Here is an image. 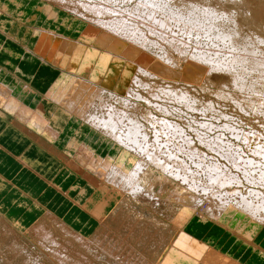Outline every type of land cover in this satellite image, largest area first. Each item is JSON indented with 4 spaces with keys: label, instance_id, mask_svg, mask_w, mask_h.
I'll list each match as a JSON object with an SVG mask.
<instances>
[{
    "label": "bare ground",
    "instance_id": "bare-ground-1",
    "mask_svg": "<svg viewBox=\"0 0 264 264\" xmlns=\"http://www.w3.org/2000/svg\"><path fill=\"white\" fill-rule=\"evenodd\" d=\"M31 1L33 3L28 4ZM50 1L0 0V5L3 7L0 6V13H3L0 17V28L9 29L8 32L17 34L14 33L17 32L14 29L17 25L15 19L4 14H11L12 17H19L38 25L27 27L24 36V39L30 42V45L27 43V47L33 53L28 52L29 58H36L43 65L50 63L57 71H64V79L58 78L53 83L48 96L59 103L66 120H71L72 123L80 126L78 133L86 128L87 131H91L88 132L90 138L101 139L108 149V153L103 155L94 144L89 141H78L75 136L76 141L72 142L71 146L76 147L78 157L85 159L92 168L102 170L109 178L125 180L133 194L139 193L145 187H151L155 178L166 180L177 187L184 184L186 192L194 195L193 198L201 206L198 213L201 219L205 218L210 223L209 217H216L219 218L220 224L231 222L237 224L235 226L240 227L241 232L245 231L242 233L244 236L226 232L231 241L229 250L222 248V244L218 243L214 235L204 234L202 237L205 242L208 244L215 242L219 245L215 247L222 253L225 252L223 255L231 261L230 263L264 264V248L260 245L264 243V135L261 137L260 131L255 128L243 134L242 129L229 123L216 127L214 123H209L211 121L199 122V120L198 123L204 131L193 128L197 135L195 138L201 144L199 147L177 122L168 118H159L158 113L153 110L147 114L146 111L145 114L135 113L132 110L134 104L122 95L117 79L110 69L94 58L88 46L49 30L48 25L52 24L51 21L59 14L54 6L76 9V6L71 7L75 1L57 0L56 4H51ZM115 1H129L126 5L127 10L141 18L148 28L141 27L136 20L120 17L108 5L102 7L101 4L92 6L94 5L92 3L80 5L82 7L85 5L86 8L83 9L87 11L89 8L95 9V14L98 13L99 16L101 14L99 21L106 25L104 26L107 27L106 29L123 34L125 38L126 36L131 38L145 49L158 46L159 52L155 54L156 56L137 47L132 50L130 45L125 48L123 44L117 46L128 57L130 65L138 74L179 78L180 73L177 74L173 67L176 58L184 64L188 72L198 73L201 76V80L198 79L203 85L202 89L209 91V94L211 91L218 98L233 100L241 111L252 110L258 115L264 114V24L248 14L254 12L251 0L247 3L244 2L245 0H134L133 6L129 5L132 0H106L111 3ZM26 3L29 5L27 8L24 6ZM63 18L70 25L78 27L76 17ZM10 24L14 28H11ZM152 25L158 28L161 26L163 30L159 31ZM167 30H170L169 34L166 33ZM148 32L155 37L150 38ZM108 38L115 39V36L109 35ZM96 42L102 43L101 36ZM107 43L111 49H117L114 43L110 45L111 41ZM205 45L209 46L208 49ZM216 47L229 49L231 53L221 52L215 49ZM96 51L99 55L104 54L98 48ZM219 71L230 75L233 82L231 90L239 89L241 92H228L230 85L227 84L217 85L212 74ZM125 73L136 84L143 87L148 85L140 76L127 71ZM185 76L187 75L183 74L182 78ZM210 84H213L214 89L207 87ZM175 89L176 91H166L177 102L180 100L178 103L198 110V106L196 107L198 97L196 98L189 89L181 91ZM28 91L33 90L27 85L22 86L15 79L10 80L0 70V104L25 120L29 126L37 127L39 132L43 131L54 137L59 136V131L43 113L44 104L49 99L38 98L37 95L34 97L33 92L28 94ZM160 91L166 92L163 87ZM154 95L159 97L158 94L154 93ZM27 96L35 104L34 107L26 102ZM113 101H118L123 108L115 106L111 103ZM148 102L157 110L162 107L156 102ZM212 105L209 102V105L203 108L204 112L207 113ZM166 111L168 112L165 110V113ZM56 120L59 121L60 118ZM217 128H223L232 135V138L241 139L244 145L240 146L231 138L224 137L223 132L218 135L213 133V136L208 133ZM252 142L257 144L253 146ZM244 146L250 150L247 151L248 153L245 152ZM209 151L217 153L219 157L228 161L230 166L222 163L218 157L211 156ZM127 154L128 161L125 159ZM240 174L249 183L246 190L241 186ZM0 186L3 184L1 183ZM189 196L186 195L188 202L192 199ZM48 214L51 219L54 218L56 222L59 221L64 225V222L53 214ZM201 219L196 218L191 222L188 226L190 233L198 235V232L208 224ZM69 231L78 234L74 230ZM240 245L252 250L247 259L241 258L242 262L235 259L236 254H233L235 246Z\"/></svg>",
    "mask_w": 264,
    "mask_h": 264
},
{
    "label": "rangeland",
    "instance_id": "rangeland-1",
    "mask_svg": "<svg viewBox=\"0 0 264 264\" xmlns=\"http://www.w3.org/2000/svg\"><path fill=\"white\" fill-rule=\"evenodd\" d=\"M51 1V4H56L57 2V0ZM74 1L75 2L71 4V7L76 6V9L67 7L58 8L54 6L59 14L51 21L52 24L50 23L48 25L49 30H52L56 33L58 32L60 35L65 36L72 41H78L79 43L88 46L90 52H93L92 55H94V58L102 63V65L110 69L111 73L117 79L118 88L122 95H124L128 101L131 100L132 104H134L132 110H134L135 113L143 112V114H147L149 111L153 110L156 114L158 113L157 115L159 118H168L174 122H177L199 147H201V144L197 142V135H195V130L193 131V128H198L200 130L203 129L202 131H204V128L198 123L199 120V122L211 121L209 123H214L215 126L229 123L234 127L242 129L243 134H246L247 131L249 132L257 129L260 131L259 135L261 137L264 135V114L258 115L252 110L247 112L241 111L240 108L235 105L233 100L228 99L230 100L228 101L226 99L218 98L211 91L209 94V91L202 89L203 85L200 81L201 76H199L198 73L193 74L188 72L185 69L184 64L176 58L174 59L175 65L173 67L176 73H180L179 76L181 77L179 78H170L169 76L165 77L164 75H162L160 78L145 75L142 76L138 74L134 67L130 65L128 57L123 51L121 52V49H118L117 46H121V44H123L125 45V48L126 46L130 45V49L132 50L137 47L140 50H147L148 52L153 53L152 55H155L157 52H159L158 46H155L156 49L154 47L145 49L144 46L142 47L141 44L139 45L138 43H135L131 38L130 40L127 36L125 38L123 34L122 35L124 37L120 35V33L112 32L110 29H106L107 27H104L106 25L104 23V25L101 24L102 22L100 23L101 14L100 16L98 13L95 14V9L90 10L89 8L87 11L86 9H83L86 8L85 5L83 7L80 5L81 3H92L94 4L92 6L101 4V7L108 5V7L113 9L116 14L120 15V17L136 20L141 27L145 29L148 28L147 24H144L141 18H138L137 15H133L127 10L126 5H128L129 1H124L125 3L123 1H115L111 3L106 2V0ZM76 1L80 3H77ZM247 1L250 2V0H245L244 2L247 3ZM133 3H135L134 0L130 1L129 5L133 6ZM250 3H253L254 12L251 11L252 13L249 12L248 14L251 16V18L257 20L259 19V23L261 22L264 24V0H251ZM244 11L246 12L247 10ZM64 16H67V18L76 17L78 19V27L70 25L69 22L67 23L63 18ZM153 27L157 28L159 31L163 30L161 26H159V28L156 25ZM168 31L170 32V30H167V34H169ZM37 34L38 33H36V35ZM108 34L112 35L113 37L115 36V39H109ZM148 35L150 38L155 37L154 35L150 34V32H148ZM100 36L102 38V43H97L96 40L97 38L99 39ZM177 37H179V35H177ZM110 41V45L114 43L117 49H111L108 47L107 42ZM192 44L194 46L196 45V43ZM192 44L190 47L193 46ZM205 46V48L209 47L207 45ZM97 48L100 49L101 53L104 54L99 55L96 51ZM219 48L216 47L215 49L221 52L231 53V50L229 49H222V47ZM27 54L28 52L24 54V57H26ZM49 64L50 63H48V65ZM19 68L20 67L17 69ZM48 69L51 70L49 67L44 68L46 71ZM125 71L132 72L133 74L140 76L144 82L148 83V85L143 87L139 84H136V82H134L130 76L126 75ZM63 72L64 71L58 70L60 75L56 78V81L58 78L64 79ZM45 73L50 76L52 70L50 73H48V71ZM183 74L187 76L182 78ZM6 77L10 80H13L10 76ZM212 77L217 85H230L227 89L228 92H241L239 89H236L237 91L235 89H230V87L233 85V82L230 75L226 72H214ZM52 85L53 84H51L46 91H42V88L39 89L41 91L38 89L37 90L42 92L39 93L42 97L49 99L44 104L43 112L46 113L45 115L52 121V125L56 127L62 136V131L64 128L62 127L63 124H70L71 120H66L65 117H63L59 103L55 100H52V98L48 96ZM209 86L207 87L214 89L213 84H210ZM162 87L165 88V91H176L175 88H177V90L179 89L180 91L189 89L196 98L198 97V103L196 102V107L198 106V110H193L191 107H189V105H187V107H189L188 109L185 107V104L178 103L180 100H178V102L176 99L174 100L171 94L169 95L167 91L163 93L161 91L159 92L160 88ZM149 93H153V95ZM154 93L158 94L159 97L154 95ZM5 95L7 96V94ZM148 101L156 102L160 104V107L162 106L161 108L165 107L166 109L159 108V110H157V108L151 106ZM209 102L211 105H213L210 107L211 110L209 109L208 112L205 113L203 108L208 106ZM111 103H113L115 106L123 108V106L118 101H113ZM0 106L7 110L6 106L1 104ZM162 110H164V112ZM165 110H168V112L166 111L167 113H165ZM223 113H225V115H223ZM254 113L257 116H255ZM10 114L13 116V119L16 118L17 120H20H18L20 122L18 125L22 127V129L25 130L27 128L29 124H27L25 120L17 117L12 112H10ZM58 118H60L59 121L56 120ZM194 121H196L198 125H196L197 123ZM22 123L26 124L23 125ZM222 129L223 128H217L212 132L208 131V133H211V136H213V133L218 135L222 134L223 132L222 135L224 137L231 138L240 146L244 145L241 139L232 138V135L229 132ZM35 130L38 131V128L35 127ZM83 130L81 131V136L86 135V133L89 132L86 130V128H83ZM60 135L54 137L51 134H48L47 136L50 138L52 137V140H60ZM36 137L38 138V136ZM74 139L75 135H71L67 147L72 150L69 153H73L72 155H74V157L72 158L76 160L73 162L70 160V158H68L66 162L68 163L67 166L70 169L65 168V172L67 171L69 174V170L71 172L74 171L77 173V175L83 177L84 179H82V185L83 187L87 188L85 192L78 193L79 199L76 197V195H74L75 193H71V195L67 192V195L70 198H67L68 196L65 195L67 196L66 199H68V202H71L72 204H68V208L65 210L69 213V215H76L75 209H69L71 205L75 206V204H77L79 209L77 210L78 213L86 215L85 219L93 222L78 224L76 226L74 224L66 223L63 219H60V216L56 215V213H51V208L49 209V207L44 205V203L41 202L37 197H31L34 195H32L28 190V192L21 190L15 185L14 187L19 190L16 191V193H13L16 189L13 188L14 191H12L10 190V188H12L11 185L6 186L5 183L0 181V184L2 183L4 186V188H2L3 186H0V264H235L230 263L231 261L224 257L223 253L225 252L222 253V251L215 247V242L212 244L205 242L204 237H202L204 236L202 231L203 229L198 232V235L192 234L190 231H188V226L194 219H201L198 214L201 210V206L198 205L196 200L193 198L194 195L186 192L184 184H181L177 187L171 185L166 180L155 178L151 187H145L139 193L133 194L130 188H128V185L125 183V180L123 181L122 178L120 179L119 177L118 179L121 181L117 180V178H109L107 174L102 172V170L92 168L91 165L87 164L85 159L79 158V155H77L76 152V147L71 146L72 142L76 141ZM256 144L252 142L253 146ZM252 145L250 144L251 148ZM244 147L245 152L250 151L247 150V146ZM202 148L204 150V147ZM105 150L108 149L106 148ZM107 153L103 155H106ZM209 153L210 155L212 154L211 156L214 155L218 157L222 163H226L227 166H230L228 161L219 157L217 153L211 151H209ZM57 154L60 155L63 160L67 158V153L60 152ZM127 157H125L126 161L129 160L128 154ZM13 161L18 162V160L12 158H8L6 160L5 157L2 156L0 168L3 169L5 167L6 169L11 170L10 173L7 170L6 172L9 175L14 174V178L19 180L18 176L22 173H19L16 169H13V164L11 166V162ZM132 165H134V163ZM236 172L238 173V171ZM51 173L53 172L51 171ZM30 176H32V174ZM1 178L4 180L7 179L3 175ZM21 179H25V177L21 175ZM109 179L112 180L110 181ZM240 179L242 181L241 186L244 187V190H246V187L249 186V183H247V180L242 174H240ZM77 184L81 183L79 182ZM183 195L185 197H183ZM186 195H191L189 196L192 197L190 202H188L189 199L186 197ZM59 212L62 214L65 211L62 209L59 210ZM48 213L53 214L58 220L64 222V225L63 223H59V221L56 222L54 218L51 219V216ZM209 218L208 219L210 220V223L214 224L216 227L224 229L226 232L229 231L230 234L241 236L242 233L245 232H241V230H239L240 227L235 226L237 224H231V222H229L230 224H225L223 222L220 224L221 222L219 223V218ZM201 220L204 222L207 221L205 218H202ZM58 223L61 225L59 226ZM207 223L209 222L207 221ZM197 225L199 224L197 223ZM215 226L214 228H216ZM69 230H74L77 232V236L75 233H73V235ZM259 230L261 229H258V231ZM242 236H244V234ZM228 241L229 239H227V243L225 240L218 243H221V247L224 249H229L230 243ZM233 252V254H236L235 251ZM242 257L243 256L238 257L237 255H234V258L240 262H242Z\"/></svg>",
    "mask_w": 264,
    "mask_h": 264
},
{
    "label": "crops",
    "instance_id": "crops-1",
    "mask_svg": "<svg viewBox=\"0 0 264 264\" xmlns=\"http://www.w3.org/2000/svg\"><path fill=\"white\" fill-rule=\"evenodd\" d=\"M31 3H33V1L28 4ZM28 4L26 3L24 5L25 8L29 7ZM32 10H34V8H32ZM2 16L3 13H0V17ZM4 16H9L13 20L15 19L14 22L17 24L15 28L12 24L10 25L11 28L16 29L17 32L14 33H17L18 35H14L8 32L9 29L7 30L0 28V70H2V72H4L6 76H10L12 79L17 80V82L22 86H29L33 90L30 92H33L34 97L35 95H37L38 98H42V96L39 94L42 92H38V90L42 88V91H46L49 86L56 81V78L60 75V73H58L57 69H54V66H52L51 64L43 65L40 61H38V59L29 58L30 55L28 54L27 57H24V54H26L27 52H31V50L27 47V43L30 45V42L24 39V36L27 32V27H37L38 25L32 24L30 21H25L18 17L16 18L13 16V18L11 14H4ZM18 67H20L21 69H17ZM45 67H49L52 70L50 76H48L45 72L48 71V73H50L51 70L48 69L46 71L44 70ZM16 86L18 85L16 84ZM30 92L28 91V94H30ZM26 102L32 107L35 106L33 101H30L28 96L26 98ZM43 113L46 114L45 112ZM46 118L50 123H52V121L47 116ZM18 120L16 118L13 119V116L10 114V112L0 106V165L2 156L5 157L6 160L8 158L18 160V162H11V166L13 164V169H16L19 173H22L21 175H23L25 179H21V175L18 174L19 180H17L16 178H14V174L9 175L6 172L7 170L10 173L11 170L4 167L3 169L0 168V178L3 175L7 179L4 180L3 178H1L0 181L2 183H5L6 186L11 185L12 188H10V190L12 191H14L13 188L16 189L14 187L15 185L18 186L21 190H28L32 195H34L31 197H37L41 202L44 203V205L48 206L49 209L51 208V211L49 210L51 213H56V215L60 216V219H63L66 223L74 224L75 226L78 224L92 223L93 221L85 219L86 215L78 213L77 210L79 209L77 207V204L75 203V206L71 205L69 210L75 209L76 215H69V213L66 211L68 208V204L71 203L68 202V199H66V197L68 196L67 192L70 194L75 193L74 195H76V197L79 199L78 193L85 192L87 188L83 187L82 185V179H84L83 177L77 175V173L74 171L71 172L69 170V174L67 173V171L65 172V168H68V163L66 162L68 158H70V160L73 162H75L76 160L72 158L74 157V155H72L73 153H69L72 150H70L67 146L71 135H75L76 137H78L79 141H89L90 143L94 144V146L97 147V149L101 151L102 154H105L108 152V150H105L106 148L104 144L100 143L102 141L97 137L96 139L90 138L89 133L91 131L89 133H86V135L81 136V132L78 133V129L80 128V126L76 123L71 122L70 124H63L62 127L64 128L60 140H52V137H49L50 135L47 136L48 134L46 133L36 131L35 127H31L28 125L25 130L22 129V127L18 125L20 124V120ZM22 124L25 125L26 123ZM36 136H38V138ZM60 152L67 153V158L63 160L60 155L57 154ZM87 164L91 165L88 162ZM51 171L53 173H51ZM28 172L30 175L32 174V176H30ZM79 182L81 184H77ZM18 190L19 189H16L13 193H16V191ZM67 198L70 197L68 196ZM56 199L58 202L56 201ZM62 209L65 212L61 214L59 210ZM214 226V224L208 223L202 230L203 234L214 235L215 239L219 242L225 240L227 243V239H229L228 242L231 246L230 236L226 233V231L216 226V228H214ZM257 242L258 241H256V243ZM216 245L217 244L215 243V246ZM260 245L262 248H264V243ZM248 248L249 247H243V245L238 247L235 246L234 251L238 257L243 256L245 257V259H247L248 255H250V251H252L251 248Z\"/></svg>",
    "mask_w": 264,
    "mask_h": 264
}]
</instances>
